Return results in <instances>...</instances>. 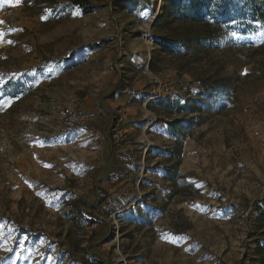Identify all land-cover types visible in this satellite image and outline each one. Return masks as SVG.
<instances>
[{"label":"rangeland","instance_id":"1","mask_svg":"<svg viewBox=\"0 0 264 264\" xmlns=\"http://www.w3.org/2000/svg\"><path fill=\"white\" fill-rule=\"evenodd\" d=\"M70 1L0 0V264H264V26L188 25L213 43L175 55L153 40L183 39L154 26L163 0ZM67 110L82 123L55 139Z\"/></svg>","mask_w":264,"mask_h":264},{"label":"trees","instance_id":"2","mask_svg":"<svg viewBox=\"0 0 264 264\" xmlns=\"http://www.w3.org/2000/svg\"><path fill=\"white\" fill-rule=\"evenodd\" d=\"M67 6L75 7L83 12H93L98 7L88 0H71ZM167 20L171 22H180L184 24L185 29L182 34H179L183 39L167 36L154 37V43L159 49L164 50L170 54H182L192 52L195 47L204 48L212 40V31L205 32L193 31L187 26L206 25L209 28H222L226 33L232 34H253L256 33L262 26H264V0H163V16L154 22L156 27H165ZM192 30V31H191ZM185 42L186 46L182 45ZM203 90L200 95H205L208 100L221 96L224 89L221 85L202 83ZM26 85L20 82L7 81L2 87L3 98H18L27 91ZM164 112H171L175 110H182V106L175 107L168 101H158L155 105ZM180 122L175 121L169 123V129L175 131L178 135L177 125ZM177 137V136H176ZM180 149V148H179ZM178 163V162H177ZM176 168V164L174 165ZM174 169V168H173ZM174 172L175 171L174 169ZM172 173L171 178H174ZM259 226L264 227V210L260 211L256 217ZM258 252L264 258V241L260 243Z\"/></svg>","mask_w":264,"mask_h":264},{"label":"crops","instance_id":"3","mask_svg":"<svg viewBox=\"0 0 264 264\" xmlns=\"http://www.w3.org/2000/svg\"><path fill=\"white\" fill-rule=\"evenodd\" d=\"M124 97L125 96L123 95V96H119L117 98L118 99H121V98L124 99ZM115 104H116V106H119V104H120V106L122 108H126V110L124 109L125 110L124 113H130L131 112L130 111L131 106L130 105H127V100H125V101H121V100H118L117 101L116 100V103ZM105 106H109V104L103 105V104L100 103L98 105V107H100V110H98V112H101V109L106 110L105 109L106 108ZM96 116L98 117V115H96ZM45 117H46V122H47L48 128L52 132L51 135H54L55 139H59L60 137H59L58 132H60L61 129L63 128L62 127L63 121H62V117H61V111H58V113L57 112H54L52 115H50V116L46 115ZM98 118L99 119H102L104 123H107L108 122V117L107 116L100 115ZM81 123H82V121H81ZM101 147H102L103 150H106L103 153V159H104L103 169L106 168L107 173H109L108 170L111 167V164H110L111 162L110 161L113 160V156L110 155V152L109 151L107 152L108 146L106 144H105V146L102 145Z\"/></svg>","mask_w":264,"mask_h":264},{"label":"built area","instance_id":"4","mask_svg":"<svg viewBox=\"0 0 264 264\" xmlns=\"http://www.w3.org/2000/svg\"><path fill=\"white\" fill-rule=\"evenodd\" d=\"M82 121L81 117L74 111L67 110L64 114V119L62 123V127L66 130L74 129L78 124ZM92 136L98 137L100 135L98 130H93L90 132Z\"/></svg>","mask_w":264,"mask_h":264},{"label":"bare ground","instance_id":"5","mask_svg":"<svg viewBox=\"0 0 264 264\" xmlns=\"http://www.w3.org/2000/svg\"><path fill=\"white\" fill-rule=\"evenodd\" d=\"M146 27L149 28L147 25H146ZM145 39H146V38H145ZM144 42L147 44V47L150 46V45H149V42L147 41V39L144 40ZM141 46H142V45H137L135 49L139 50V49H141Z\"/></svg>","mask_w":264,"mask_h":264},{"label":"snow or ice","instance_id":"6","mask_svg":"<svg viewBox=\"0 0 264 264\" xmlns=\"http://www.w3.org/2000/svg\"><path fill=\"white\" fill-rule=\"evenodd\" d=\"M6 3H10V0H5ZM16 2L18 3V0H16Z\"/></svg>","mask_w":264,"mask_h":264}]
</instances>
